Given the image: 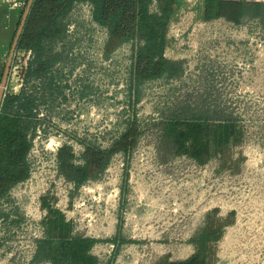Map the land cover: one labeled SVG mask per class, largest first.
<instances>
[{
	"label": "rangeland",
	"instance_id": "374dc122",
	"mask_svg": "<svg viewBox=\"0 0 264 264\" xmlns=\"http://www.w3.org/2000/svg\"><path fill=\"white\" fill-rule=\"evenodd\" d=\"M200 2L185 0L169 28L166 55L183 61V73L142 86L135 106L142 127L137 145L129 155L116 154L99 178L79 188L57 173L59 145L70 143L77 153L80 138L108 146L133 110L126 87L130 45L104 58L106 28L93 20L89 2L74 4L68 24L72 49L59 67L68 99L45 105L50 123L47 134L34 140L31 176L0 201V213L10 214L0 218V264H49L31 263L48 215L44 198L75 231L100 239L92 252L102 261L115 248L107 239L120 232L131 240L121 243L112 264L188 258L195 250L189 238L214 208L219 216L235 214L212 244L215 257L207 264H264V24L253 18L204 21ZM18 70L10 66L6 84L12 90L18 84L16 91ZM211 86L217 96L208 100L224 110L221 115L237 118L240 134L200 162L176 153L161 118L172 102Z\"/></svg>",
	"mask_w": 264,
	"mask_h": 264
},
{
	"label": "trees",
	"instance_id": "16d2710c",
	"mask_svg": "<svg viewBox=\"0 0 264 264\" xmlns=\"http://www.w3.org/2000/svg\"><path fill=\"white\" fill-rule=\"evenodd\" d=\"M83 1L92 5L93 20L106 28L101 47L104 58L122 45H130L126 87L133 112L108 146L80 138L82 148L77 153L70 143L59 145L55 155L57 173L75 188L99 178L116 154L129 155L137 145L142 127L135 106L140 101L142 86L151 80L176 78L183 73V61L170 58L166 50L170 25L185 0H33L15 48V53L30 52L26 65L21 64L18 70L21 86L17 91L18 84H13L14 90L7 86L0 104V201L12 187L31 176L29 155L34 139L41 132L46 135L50 123L45 105L55 101L59 106L60 101L68 99L66 87L69 84L61 83L59 67L67 64L72 49L69 13L76 2ZM199 1L198 14L204 21L222 17L238 24L253 18L264 24L263 0ZM64 77L67 76L63 72V81ZM215 94L212 87L205 93L186 96L167 106L168 112L162 114L161 122L166 124L165 137L172 138L176 153L204 162L218 147L238 138L237 118L231 114L221 115L224 110L208 100L210 96H217ZM194 95L200 98L196 100ZM47 200L43 199L48 214L43 221L44 233L35 240L31 263L112 264L121 243L131 241L117 232L106 240L115 247L112 256L102 261L92 252L100 239L75 231L73 223ZM234 214L231 211L219 216L217 208L208 212L203 225L188 240L195 246L194 252L188 258L168 259L163 264H207L208 257H215L212 244L220 239L223 228L233 222ZM1 217L8 219L10 214L0 213ZM13 221L18 224L19 216Z\"/></svg>",
	"mask_w": 264,
	"mask_h": 264
},
{
	"label": "crops",
	"instance_id": "0c3cea01",
	"mask_svg": "<svg viewBox=\"0 0 264 264\" xmlns=\"http://www.w3.org/2000/svg\"><path fill=\"white\" fill-rule=\"evenodd\" d=\"M27 0H0V88L9 62L23 4Z\"/></svg>",
	"mask_w": 264,
	"mask_h": 264
},
{
	"label": "water",
	"instance_id": "95a60500",
	"mask_svg": "<svg viewBox=\"0 0 264 264\" xmlns=\"http://www.w3.org/2000/svg\"><path fill=\"white\" fill-rule=\"evenodd\" d=\"M33 0H29L27 1V5H26V8L23 12V15H22V20H20V23H19V26H18V29H17V32H16V36L14 38V41H13V44H12V49H11V54H10V58L9 59V62L5 68V71H4V75H3V81H2V84H1V88H0V104H1V100H2V97L4 95V91L6 89V84H7V80H8V76H9V71H10V66H11V61H12V57H13V54H14V51H15V48H16V44H17V39L20 32H21V29L23 27V23H24V20L27 16V13H28V10H29V7H30V4Z\"/></svg>",
	"mask_w": 264,
	"mask_h": 264
},
{
	"label": "built area",
	"instance_id": "2783aa9c",
	"mask_svg": "<svg viewBox=\"0 0 264 264\" xmlns=\"http://www.w3.org/2000/svg\"><path fill=\"white\" fill-rule=\"evenodd\" d=\"M169 35V34H168ZM27 56L26 59L24 58H21V57H24V56ZM30 55V52H27L26 54L23 53V52H16L14 51V54H13V58H14V64L12 66H15V67H20L21 64L23 65H26V61L28 59ZM16 59V60H15ZM14 68V67H13ZM19 76V74H18ZM20 77V76H19ZM20 81H21V78H20ZM7 88V87H6ZM39 136V135H38ZM37 136V137H38ZM35 140V139H34ZM60 176V175H59ZM63 178V176H61ZM64 179V178H63ZM65 180V179H64Z\"/></svg>",
	"mask_w": 264,
	"mask_h": 264
}]
</instances>
